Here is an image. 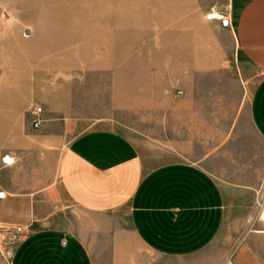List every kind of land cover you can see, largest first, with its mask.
<instances>
[{
  "label": "crops",
  "instance_id": "obj_1",
  "mask_svg": "<svg viewBox=\"0 0 264 264\" xmlns=\"http://www.w3.org/2000/svg\"><path fill=\"white\" fill-rule=\"evenodd\" d=\"M0 224V264H264V0H0Z\"/></svg>",
  "mask_w": 264,
  "mask_h": 264
},
{
  "label": "rangeland",
  "instance_id": "obj_2",
  "mask_svg": "<svg viewBox=\"0 0 264 264\" xmlns=\"http://www.w3.org/2000/svg\"><path fill=\"white\" fill-rule=\"evenodd\" d=\"M253 81L254 80H252L251 82ZM250 84L251 83H249V86ZM120 123H115L117 125V129L126 133L127 136H129L137 144L143 154L150 155L153 158V162L170 161L175 159L174 157H180L181 153L177 152V147L171 144H166L165 142H150V133L145 134L140 132V127L135 126L133 117H126L125 119L121 120ZM146 123L148 124L149 121H147ZM141 129L144 130L145 128L141 127ZM146 129L148 132L149 127H147ZM155 129L157 128L153 127L154 135ZM160 130L164 133V128H161ZM230 230H233V223L231 224V221L226 218L223 223V235L225 234V231L227 232ZM3 241L4 240H1V242ZM17 241L18 240L15 239L13 242H10V240L6 242V244L3 245L4 250L10 251ZM219 241V238H216L203 250L190 256L174 258L157 257L155 260L157 261V264H212L226 254L225 250H223L222 248L223 246L220 247ZM225 242L227 243L228 240L223 238V243Z\"/></svg>",
  "mask_w": 264,
  "mask_h": 264
},
{
  "label": "built area",
  "instance_id": "obj_3",
  "mask_svg": "<svg viewBox=\"0 0 264 264\" xmlns=\"http://www.w3.org/2000/svg\"><path fill=\"white\" fill-rule=\"evenodd\" d=\"M40 113H41V107L36 106L31 110V115H32V125L33 127H38L41 121L40 118ZM20 234L17 233L13 228L10 226H5L0 224V242L1 240H4L3 242H13L15 239L19 240ZM232 255L230 254L224 261L223 264H232L231 261Z\"/></svg>",
  "mask_w": 264,
  "mask_h": 264
}]
</instances>
